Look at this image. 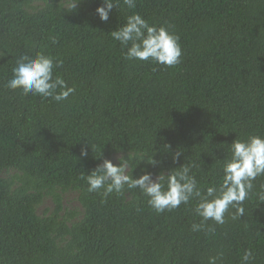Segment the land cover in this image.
Wrapping results in <instances>:
<instances>
[{"label": "trees", "instance_id": "16d2710c", "mask_svg": "<svg viewBox=\"0 0 264 264\" xmlns=\"http://www.w3.org/2000/svg\"><path fill=\"white\" fill-rule=\"evenodd\" d=\"M102 2L0 0V264H207L218 251L241 264L246 249L264 264V176L244 216L208 221L211 232L191 230L196 200L157 213L139 189L105 198L81 179L120 155L133 178L191 162L202 190L218 186L230 144L264 136V0H136L107 22ZM133 12L179 35L178 65L123 58L110 32ZM38 52L63 60L54 76L75 87L68 100L5 86L16 59ZM68 192L80 209L65 207Z\"/></svg>", "mask_w": 264, "mask_h": 264}, {"label": "clouds", "instance_id": "9594fccd", "mask_svg": "<svg viewBox=\"0 0 264 264\" xmlns=\"http://www.w3.org/2000/svg\"><path fill=\"white\" fill-rule=\"evenodd\" d=\"M79 3L80 0H71V9H75ZM121 7L134 9L136 0H103L95 11L102 21L107 22L111 10ZM110 35L121 45L123 58L127 61H152L167 67L181 62L179 35L171 31L170 26L150 25L139 13L128 15L126 22L111 31ZM50 39L53 44L57 42L56 37ZM62 64V59L43 52H38L35 56L21 55L16 59L12 78L5 86L12 90L19 89L22 95H38L61 103L75 93V87L68 86L61 76H54V69ZM88 145L93 150V146L86 142L81 148L82 157L88 155ZM230 151V159L225 160L222 165V181L218 186H208L204 190L199 186L195 175L190 174L195 167L191 162L167 171L162 170L155 178L151 172L141 169L138 178H133L127 172L129 157H119L118 164L105 158L90 173H82L81 179L87 182V192L102 190L105 198L113 192L123 194L125 189H139L147 198L148 206L157 213L172 211L181 204L188 205L196 200L194 212L200 217V222L193 223L191 230L211 232L214 229L208 225V221L223 225L226 222V213H230L232 220L244 216L243 205L253 189V182L257 177L264 176V136L250 135L245 140L235 139L230 144ZM181 155V151L175 152L172 156L173 162L178 161ZM153 156H147V162L155 165L157 161ZM258 202H264V192L258 195ZM230 209L234 211L230 212ZM223 258L224 253L218 251L207 258V264H223ZM253 260V251L244 250L241 264H252Z\"/></svg>", "mask_w": 264, "mask_h": 264}, {"label": "rangeland", "instance_id": "374dc122", "mask_svg": "<svg viewBox=\"0 0 264 264\" xmlns=\"http://www.w3.org/2000/svg\"><path fill=\"white\" fill-rule=\"evenodd\" d=\"M119 157H121V156L117 155L114 157H110L108 159H110L114 164H118L120 162ZM63 201H64L65 207L68 209H73V210L74 209H80V203L77 199V193L76 192L65 193ZM52 205H53L52 200L50 198L46 199L44 202V206L40 209V212H42L45 207H51Z\"/></svg>", "mask_w": 264, "mask_h": 264}]
</instances>
